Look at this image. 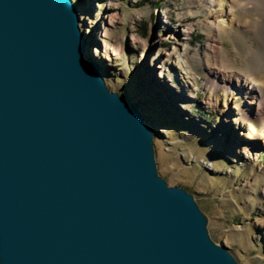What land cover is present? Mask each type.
<instances>
[{
    "label": "water",
    "instance_id": "1",
    "mask_svg": "<svg viewBox=\"0 0 264 264\" xmlns=\"http://www.w3.org/2000/svg\"><path fill=\"white\" fill-rule=\"evenodd\" d=\"M80 22L74 0H0V264H240Z\"/></svg>",
    "mask_w": 264,
    "mask_h": 264
},
{
    "label": "rangeland",
    "instance_id": "2",
    "mask_svg": "<svg viewBox=\"0 0 264 264\" xmlns=\"http://www.w3.org/2000/svg\"><path fill=\"white\" fill-rule=\"evenodd\" d=\"M205 1L74 0L90 58L153 130L159 175L194 195L214 242L240 264H264V117L237 120L242 91L211 89L216 69L249 83L264 76V0H242L234 26L218 31L206 20ZM108 12L118 19L104 37L99 22ZM170 58L176 64L163 81L172 96L164 100L156 74Z\"/></svg>",
    "mask_w": 264,
    "mask_h": 264
},
{
    "label": "bare ground",
    "instance_id": "3",
    "mask_svg": "<svg viewBox=\"0 0 264 264\" xmlns=\"http://www.w3.org/2000/svg\"><path fill=\"white\" fill-rule=\"evenodd\" d=\"M242 4H243L242 0H206L204 3V11H206V20H207L208 24H210L217 31L218 30L231 29L236 22L234 11H235V9L240 7ZM106 18L108 19V21H105V20L101 21L100 20V22H99L100 27L105 29L106 33H105L104 37L108 36L106 28L117 22L118 15L117 14H111L110 12H108L107 15H105V19ZM182 33L185 37L184 39H186L192 33L191 27H185L182 30ZM92 38H91V40H92ZM117 53H121V48L117 49ZM117 53H114V55H116ZM166 55L170 57V55H173V53H167ZM171 60H172L171 58L168 60H165L162 63V65L159 66V70H160V71H158L159 74H156V75H158V77L157 76L156 77L158 79H160L159 85H161L160 86L161 91H162V89H167L166 85H164L163 80L166 78V71L170 67L169 65L172 62ZM177 60H179V59H177ZM173 63L174 62H172V64ZM175 64L176 63H174V65ZM178 65H180V67H181L182 63L179 62ZM151 74H153L155 76V72L151 73ZM213 79H214V82H212V88H211L213 94L216 93L219 90V88H221V87L226 88L225 96L227 94H229L231 92V90L237 89V88L242 91V94H244V96L246 98V102H242L240 104V106H239L240 109L238 110V112H237L238 114L236 116L237 120L245 122V120H249L253 114H256L260 118L264 117V94H262V92H260V90H258V88H260V87L264 88V76L253 79V81L251 83H249L247 81L243 82L242 77L238 74H233V73L228 74L225 70L216 69L214 71ZM107 86L109 87L108 83H107ZM168 91H169L168 89H167V91L165 90L164 95L162 93L163 97L166 96L168 98V97L172 96V95L168 94ZM164 100H165V97H164ZM168 104L172 105L169 102H168ZM237 107L235 106V108H237ZM173 108H175V107H173ZM174 113H176V112L174 111ZM177 114L180 116L179 112H177ZM169 115H171V114H169ZM251 138H252L251 136L248 137V139H251ZM245 148L247 151H250V152L255 151V148H251L250 145L245 146Z\"/></svg>",
    "mask_w": 264,
    "mask_h": 264
}]
</instances>
